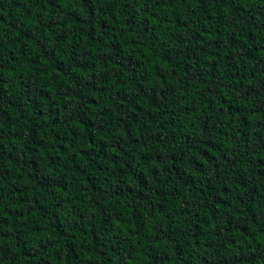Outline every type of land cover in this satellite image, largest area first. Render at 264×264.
I'll use <instances>...</instances> for the list:
<instances>
[{
  "label": "trees",
  "instance_id": "1",
  "mask_svg": "<svg viewBox=\"0 0 264 264\" xmlns=\"http://www.w3.org/2000/svg\"><path fill=\"white\" fill-rule=\"evenodd\" d=\"M0 264H264V0H0Z\"/></svg>",
  "mask_w": 264,
  "mask_h": 264
}]
</instances>
